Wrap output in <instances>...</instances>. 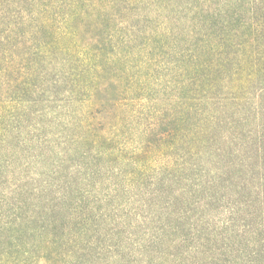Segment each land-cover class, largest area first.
Returning a JSON list of instances; mask_svg holds the SVG:
<instances>
[{"label":"trees","instance_id":"obj_1","mask_svg":"<svg viewBox=\"0 0 264 264\" xmlns=\"http://www.w3.org/2000/svg\"><path fill=\"white\" fill-rule=\"evenodd\" d=\"M0 264H264V0H0Z\"/></svg>","mask_w":264,"mask_h":264}]
</instances>
